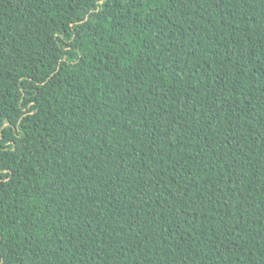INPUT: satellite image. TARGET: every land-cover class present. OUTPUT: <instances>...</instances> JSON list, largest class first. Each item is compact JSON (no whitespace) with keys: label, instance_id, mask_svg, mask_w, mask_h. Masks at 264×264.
Returning <instances> with one entry per match:
<instances>
[{"label":"trees","instance_id":"obj_1","mask_svg":"<svg viewBox=\"0 0 264 264\" xmlns=\"http://www.w3.org/2000/svg\"><path fill=\"white\" fill-rule=\"evenodd\" d=\"M0 264H264V0H0Z\"/></svg>","mask_w":264,"mask_h":264}]
</instances>
